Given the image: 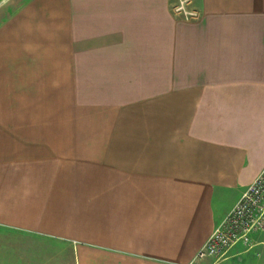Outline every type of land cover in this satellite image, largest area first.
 I'll return each instance as SVG.
<instances>
[{
	"label": "crops",
	"instance_id": "obj_1",
	"mask_svg": "<svg viewBox=\"0 0 264 264\" xmlns=\"http://www.w3.org/2000/svg\"><path fill=\"white\" fill-rule=\"evenodd\" d=\"M198 9L0 0L12 264H187L264 168V0ZM203 264H264V232Z\"/></svg>",
	"mask_w": 264,
	"mask_h": 264
},
{
	"label": "built area",
	"instance_id": "obj_2",
	"mask_svg": "<svg viewBox=\"0 0 264 264\" xmlns=\"http://www.w3.org/2000/svg\"><path fill=\"white\" fill-rule=\"evenodd\" d=\"M258 232H264V168L187 264H203L206 259L224 260L238 245L248 250L253 247V234Z\"/></svg>",
	"mask_w": 264,
	"mask_h": 264
},
{
	"label": "rangeland",
	"instance_id": "obj_3",
	"mask_svg": "<svg viewBox=\"0 0 264 264\" xmlns=\"http://www.w3.org/2000/svg\"><path fill=\"white\" fill-rule=\"evenodd\" d=\"M24 0H20L23 2ZM171 7L176 16L187 20H195L200 16L198 9L199 0H170ZM9 237V236H8ZM261 239L262 237H258ZM242 246V245H241ZM0 264H12V255L10 249L0 250Z\"/></svg>",
	"mask_w": 264,
	"mask_h": 264
}]
</instances>
